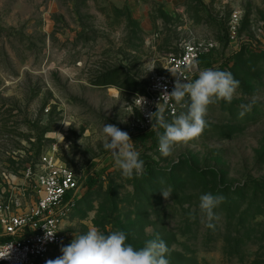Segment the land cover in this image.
<instances>
[{"label":"rangeland","instance_id":"374dc122","mask_svg":"<svg viewBox=\"0 0 264 264\" xmlns=\"http://www.w3.org/2000/svg\"><path fill=\"white\" fill-rule=\"evenodd\" d=\"M185 39L217 41L200 64L240 86L231 103L208 106L198 138L164 157L136 140L128 105ZM109 123L129 133L142 177L123 176L104 148ZM52 151L83 186L56 258L95 227L125 231L136 248L158 236L170 264H264V0H0V201L33 206ZM205 193L225 197L214 229L202 222Z\"/></svg>","mask_w":264,"mask_h":264},{"label":"clouds","instance_id":"9594fccd","mask_svg":"<svg viewBox=\"0 0 264 264\" xmlns=\"http://www.w3.org/2000/svg\"><path fill=\"white\" fill-rule=\"evenodd\" d=\"M172 75L176 78L173 90H165L161 100H174L176 104H180L187 96L190 102L186 105L187 111L175 116L171 122L166 121L164 109L159 104L155 112L148 114L151 121L154 117L156 120L155 125L152 123V130L156 127L164 130L163 133L157 132L158 150L164 157L172 155L176 145L198 138L207 126L205 116L208 106L221 100L231 103L240 86V82L231 72L212 68L199 71L195 80L184 78L182 73ZM140 98L142 109L146 101L144 97ZM250 107L251 105H241L245 110H250ZM240 115L243 116L244 111ZM103 134L104 148L110 150L115 165L122 170V175L128 178L142 177L145 171L144 161L135 150L129 133L109 123L104 125ZM161 194L168 200L171 190H162ZM224 199V196L212 193L200 196L199 209L206 227L215 228L214 221H218L220 217L214 210ZM45 231L46 239L54 237L56 233L46 229ZM11 251L12 245L6 250H0V259L9 258ZM61 251L60 257L48 260L46 264H170L166 258L170 250L158 236L148 240L144 247L136 248L128 242V235L123 230L105 235L99 229L91 228L86 234L75 236Z\"/></svg>","mask_w":264,"mask_h":264},{"label":"built area","instance_id":"2783aa9c","mask_svg":"<svg viewBox=\"0 0 264 264\" xmlns=\"http://www.w3.org/2000/svg\"><path fill=\"white\" fill-rule=\"evenodd\" d=\"M240 20L238 12L232 13L228 22L231 42H237ZM217 47L218 42L213 39H185L179 53L166 57L167 71L154 73L144 93L135 94L128 105L129 112L135 115L132 127L136 134L152 130L156 120L154 117L151 121L148 114L157 110V104L164 109L165 119L173 120L187 111L186 105L190 102L187 96L176 104L174 100H161V95L165 90H173L176 78L172 73L197 79L199 71L209 68L200 64L202 58L213 55ZM140 97L146 101L142 109ZM40 165L41 169L36 173L38 199L33 206L24 209L12 198L0 201V250L12 245L10 257L0 259V264H46L48 260L56 259L64 241L65 223L83 197L80 176L54 151L46 153ZM44 228L56 232L54 237L46 239Z\"/></svg>","mask_w":264,"mask_h":264},{"label":"trees","instance_id":"16d2710c","mask_svg":"<svg viewBox=\"0 0 264 264\" xmlns=\"http://www.w3.org/2000/svg\"><path fill=\"white\" fill-rule=\"evenodd\" d=\"M205 57H203L202 58V60L204 59ZM202 60H201V62H202ZM204 64V63H203ZM211 62L210 61H206V63L204 64L205 65V67H210L211 66ZM110 75H116L117 77L119 76V75H124L123 74V72H122V70L121 69H116V70H114V71H112L111 73H110ZM114 82V79H111V80H109V81H107V82ZM135 83H137L136 81H134V84ZM106 84H108V83H106ZM166 121L167 122H171L172 121V119H168V118H166ZM163 129L162 128H156V129H153L152 131H148V132H145V133H139V134H136V140L138 141V142H140V143H143V144H146L147 142H150L151 143V146L153 147V148H156V147H158V137H157V132H160V133H163ZM91 186H92V184H91Z\"/></svg>","mask_w":264,"mask_h":264}]
</instances>
